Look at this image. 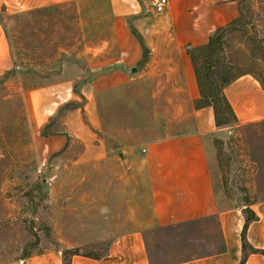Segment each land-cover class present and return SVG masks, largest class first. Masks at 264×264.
<instances>
[{"label":"rangeland","instance_id":"374dc122","mask_svg":"<svg viewBox=\"0 0 264 264\" xmlns=\"http://www.w3.org/2000/svg\"><path fill=\"white\" fill-rule=\"evenodd\" d=\"M22 4L0 0V36L10 58L0 72V264H23L49 250L60 251L65 263L72 253L97 256L122 229L117 222L123 219V212L111 217L109 195L96 198L97 187L108 192L112 183L118 185L116 170L122 169L112 160L110 125L135 121L137 112L132 105L137 99L113 102L104 91L95 100L90 85L81 93L84 80L93 81L98 72L93 48L106 39L110 5L74 2L32 9L30 2ZM218 35L217 64L225 76L249 73L264 84V0H242L241 17ZM228 131L215 143L225 192L236 201L264 198V178L252 177L248 148L263 164L264 139L241 128ZM51 135L65 136V146L48 151ZM86 141L93 144L88 154L102 142L108 157L79 161ZM255 186L257 195H249ZM207 223L151 232L149 243L161 256L157 261L217 251L219 239L205 231Z\"/></svg>","mask_w":264,"mask_h":264},{"label":"crops","instance_id":"0c3cea01","mask_svg":"<svg viewBox=\"0 0 264 264\" xmlns=\"http://www.w3.org/2000/svg\"><path fill=\"white\" fill-rule=\"evenodd\" d=\"M24 1L30 2L32 9L108 1L106 39L96 41L93 48L98 72L93 81L84 80L81 93L90 85L95 100L104 91H110L111 101L137 99L132 104L137 106L135 121L127 118L110 125L112 160L122 168L116 170L118 185L112 183L108 192L103 186L96 188V198L109 195L111 217L123 212V219L117 222L122 229L110 235L103 254H71L67 264H264V198L236 201L225 192V171L215 147L218 139L234 128L264 139V85L249 73L227 84L224 95L235 121L229 128L219 127L212 107H196L200 89L188 53L190 48L207 44L217 30L236 22L241 17L242 0H167L162 12L155 11L154 0L15 3L22 7ZM9 59L0 36V72L8 68ZM104 66L108 68L101 70ZM141 99L145 100L142 105ZM98 108L99 102H95L96 116ZM48 138L50 152L66 144L65 136ZM86 146L93 144L86 141ZM105 148L102 142L95 144L94 154H88V148L79 161L104 160L108 157ZM248 148L252 177L262 179L264 160L261 164L253 147ZM248 191L257 195L258 187ZM248 216L252 218L244 248L242 230ZM202 221H208L205 231L218 237L217 251L157 261L161 256H156L149 243L151 232L198 226ZM23 264H64V260L60 251L49 250Z\"/></svg>","mask_w":264,"mask_h":264},{"label":"trees","instance_id":"16d2710c","mask_svg":"<svg viewBox=\"0 0 264 264\" xmlns=\"http://www.w3.org/2000/svg\"><path fill=\"white\" fill-rule=\"evenodd\" d=\"M222 29L217 30L210 37L207 44L200 47L190 48L188 50L194 64L200 89V98L196 101V107H212L214 110L216 125L219 127L223 125H232L235 121L234 112L224 95V88L227 84L238 77H226V71L221 70L217 64V53L220 49L221 41L218 33ZM251 218V216L246 218L242 230L244 248L246 246V228ZM64 264L67 263L64 261Z\"/></svg>","mask_w":264,"mask_h":264},{"label":"built area","instance_id":"2783aa9c","mask_svg":"<svg viewBox=\"0 0 264 264\" xmlns=\"http://www.w3.org/2000/svg\"><path fill=\"white\" fill-rule=\"evenodd\" d=\"M167 4V0H154L153 6L156 12L164 11Z\"/></svg>","mask_w":264,"mask_h":264},{"label":"water","instance_id":"95a60500","mask_svg":"<svg viewBox=\"0 0 264 264\" xmlns=\"http://www.w3.org/2000/svg\"><path fill=\"white\" fill-rule=\"evenodd\" d=\"M133 71H135V69Z\"/></svg>","mask_w":264,"mask_h":264}]
</instances>
